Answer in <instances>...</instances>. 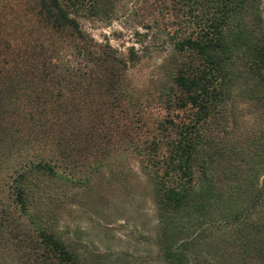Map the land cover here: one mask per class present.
Returning <instances> with one entry per match:
<instances>
[{"label": "trees", "instance_id": "obj_1", "mask_svg": "<svg viewBox=\"0 0 264 264\" xmlns=\"http://www.w3.org/2000/svg\"><path fill=\"white\" fill-rule=\"evenodd\" d=\"M107 1L35 0L40 36L33 46L14 38L11 61L0 67V104H10V112L0 114V159L45 135L53 122L80 136L79 143L71 140L69 147L66 141L65 147L81 152L90 145L107 155L111 133L129 109L124 71L149 47H163L165 116L149 136L136 138L124 127L121 137L150 186L161 262L264 264L260 0H165L177 18L174 26L157 43L156 32L144 42L148 26L135 31L139 46L130 44L123 52L95 40L79 21L80 15L103 12ZM90 91L99 101L94 108L60 102ZM237 108L247 109L246 120ZM13 173L17 214L0 217L3 263L91 264L58 235L57 202L47 192L48 185L72 178L42 160Z\"/></svg>", "mask_w": 264, "mask_h": 264}, {"label": "rangeland", "instance_id": "obj_2", "mask_svg": "<svg viewBox=\"0 0 264 264\" xmlns=\"http://www.w3.org/2000/svg\"><path fill=\"white\" fill-rule=\"evenodd\" d=\"M169 7L165 0H108L103 12L94 17L80 15L79 21L95 40H107L123 52L130 44L139 46L133 33L144 32L146 26L150 29L144 42L151 40V32L157 33L152 42H159L166 28L177 20ZM34 10L35 0H0V67L6 69L11 61L9 50L14 38L21 46H33L40 36V22ZM259 10L264 28V0H260ZM165 54L163 47L151 46L138 63L124 71L129 109L125 117L118 119V129L111 133L107 155L97 153L90 145L81 152L65 147L66 141L69 147L71 140L79 143L80 136L69 134V125L53 122L46 125L45 135H38L19 150L1 157L0 217L17 214L10 189L13 170L27 162L48 161L58 174L72 178L67 184L48 185L47 192L57 202L56 231L73 249L91 264H162L154 244L156 216L150 186L138 157L121 137L124 127L136 138L149 136L165 116L161 91L164 74L160 66ZM94 94L90 91L60 102L94 108L99 104ZM8 108L9 102L0 104V114L5 116L10 112ZM246 110L237 108L235 113L246 120ZM3 262L0 259V264L6 263Z\"/></svg>", "mask_w": 264, "mask_h": 264}]
</instances>
